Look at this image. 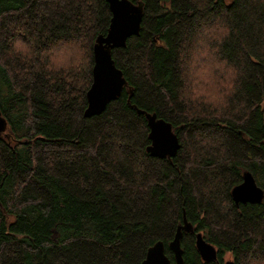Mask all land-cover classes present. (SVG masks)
I'll list each match as a JSON object with an SVG mask.
<instances>
[{"label": "trees", "instance_id": "trees-1", "mask_svg": "<svg viewBox=\"0 0 264 264\" xmlns=\"http://www.w3.org/2000/svg\"><path fill=\"white\" fill-rule=\"evenodd\" d=\"M131 1L143 4L139 35L112 50L127 85L84 117L108 3L0 0V264H140L157 241L174 264L185 222L184 264H264V199L230 195L244 171L264 191V0ZM204 29L209 63L234 72L217 104L195 94ZM137 109L172 124L175 156L146 151Z\"/></svg>", "mask_w": 264, "mask_h": 264}, {"label": "water", "instance_id": "water-1", "mask_svg": "<svg viewBox=\"0 0 264 264\" xmlns=\"http://www.w3.org/2000/svg\"><path fill=\"white\" fill-rule=\"evenodd\" d=\"M111 12V19L106 35L97 36L93 45L92 83L87 91V106L84 117H91L102 113L107 104L118 99L127 81L123 72L115 65L112 50L123 48L132 36H138L143 18L142 2L134 3L131 0H105ZM147 120L150 144L146 151L156 158H170L175 156L180 144L177 135L173 132L172 124L158 118L155 113L137 109ZM7 129V120L0 110V136ZM243 181L231 189V197L235 204L261 203L264 191L259 187L249 171L243 172ZM191 225L185 222L177 228L169 248L173 253L174 264H184L181 248L182 232L188 231ZM196 249L205 262L217 259L216 247L207 242L201 233L196 234ZM140 264H172L165 253L164 243L155 242L146 252ZM223 264H235L233 260H226Z\"/></svg>", "mask_w": 264, "mask_h": 264}, {"label": "rangeland", "instance_id": "rangeland-1", "mask_svg": "<svg viewBox=\"0 0 264 264\" xmlns=\"http://www.w3.org/2000/svg\"><path fill=\"white\" fill-rule=\"evenodd\" d=\"M208 35H210L209 29L206 30L204 29L202 32V37H198V44L201 47H198L197 49L194 50V58H193V62H194V69H197V65L200 69V72L197 73V79L200 81L204 82V89L202 86V90H199L198 93L196 92V96L199 94L200 96L207 98L209 101L213 102H218L221 100H223L221 97L224 95V93H227L226 90L231 88L230 82L228 84H226L225 81L226 78H224V74H228L229 76H233L234 72L232 70V68H229L228 66H226V64L221 63L220 61H217V65L214 61H212L213 63H209L211 60V56L210 54H205L204 53V49H203V40L205 38L208 37ZM201 39V41H199ZM65 46H69V45H65ZM74 50L73 48L71 49V53H73ZM214 64V65H212ZM210 66H213V68H209ZM225 72L223 74V76L221 77V74ZM217 104V103H216ZM227 260V259H226ZM230 260V259H229Z\"/></svg>", "mask_w": 264, "mask_h": 264}]
</instances>
